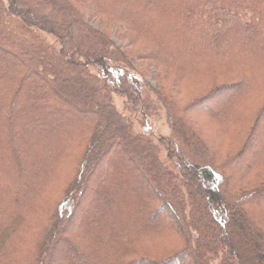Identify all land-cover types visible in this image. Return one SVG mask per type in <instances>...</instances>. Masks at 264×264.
I'll list each match as a JSON object with an SVG mask.
<instances>
[{
	"label": "trees",
	"instance_id": "16d2710c",
	"mask_svg": "<svg viewBox=\"0 0 264 264\" xmlns=\"http://www.w3.org/2000/svg\"><path fill=\"white\" fill-rule=\"evenodd\" d=\"M58 259L264 264V0H0V264Z\"/></svg>",
	"mask_w": 264,
	"mask_h": 264
},
{
	"label": "rangeland",
	"instance_id": "374dc122",
	"mask_svg": "<svg viewBox=\"0 0 264 264\" xmlns=\"http://www.w3.org/2000/svg\"><path fill=\"white\" fill-rule=\"evenodd\" d=\"M92 25H93L92 27L94 29H98L99 22L98 23H93ZM114 35H115V31H113V33H112L111 40L115 43L116 46H118L120 43L117 42V39L114 37ZM45 39L49 42L51 40V37L46 36ZM155 78H156V72L153 70L149 74V76L146 79V81L148 82V84L150 86L155 87V83H156L155 82ZM231 94H233V92L227 94L226 96H229ZM113 100H114V104L116 105V107L120 110L121 109V106H122V99L120 97H118L117 95H114L113 96ZM223 102H224V98L221 99V100H217L216 102H214V105H216V106H219L220 105L221 106L223 104ZM213 107L214 106H212L210 108V110H212V109L215 108V107L214 108ZM125 114L128 115L129 119L133 123L135 131H138V132L142 131L143 126L147 124L146 125V129H148V131L150 133H153V134L157 133V134L165 135L168 132L167 129H166V127H165V125H164V119L162 117L159 118V119L158 118L157 119H151V120H149V121L146 122L145 120H141L138 114H129V113L128 114L125 113ZM70 122L71 121L68 120V116L67 115H63V116L53 115V117H50L49 118V123L51 125V129H52V127H53V129H58L60 127V124L65 125V126L66 125L67 126H71L72 125L71 124L72 122L71 123ZM48 127L50 129V126H48ZM42 132H46V130H43ZM10 150H12V149H10ZM101 170H102V167L100 166V167L97 168L96 171H101ZM137 180L140 181V186L138 187V189H136V191L139 192L138 194L141 193V195H142V194H148V193H150V192H147L148 191L147 184L144 183V182L143 183L141 182L142 180H140V176L137 177ZM95 181L96 180H94L92 178V182L90 183V188H93L95 186V184H96ZM88 199H90V196L85 195V197L83 199V203L85 201H88ZM100 210H102V208ZM80 213H81V211L78 212L77 216H79ZM63 263L64 262L62 261V259H58L56 261V264H63Z\"/></svg>",
	"mask_w": 264,
	"mask_h": 264
}]
</instances>
